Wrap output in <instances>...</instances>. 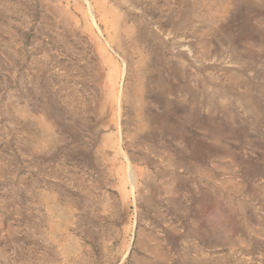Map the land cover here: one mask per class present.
<instances>
[{
    "label": "rangeland",
    "instance_id": "1",
    "mask_svg": "<svg viewBox=\"0 0 264 264\" xmlns=\"http://www.w3.org/2000/svg\"><path fill=\"white\" fill-rule=\"evenodd\" d=\"M0 0V264H264V0Z\"/></svg>",
    "mask_w": 264,
    "mask_h": 264
},
{
    "label": "bare ground",
    "instance_id": "2",
    "mask_svg": "<svg viewBox=\"0 0 264 264\" xmlns=\"http://www.w3.org/2000/svg\"><path fill=\"white\" fill-rule=\"evenodd\" d=\"M232 0H200V7L204 6V16L201 17L202 20H207L210 17H222L227 11L229 6L231 5ZM217 18V19H218ZM264 27V18H260L259 21Z\"/></svg>",
    "mask_w": 264,
    "mask_h": 264
}]
</instances>
